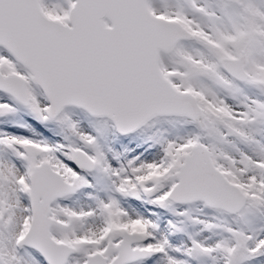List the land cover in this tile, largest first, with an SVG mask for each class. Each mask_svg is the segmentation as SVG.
<instances>
[{
	"label": "snow or ice",
	"instance_id": "1",
	"mask_svg": "<svg viewBox=\"0 0 264 264\" xmlns=\"http://www.w3.org/2000/svg\"><path fill=\"white\" fill-rule=\"evenodd\" d=\"M0 264H264V0H0Z\"/></svg>",
	"mask_w": 264,
	"mask_h": 264
}]
</instances>
